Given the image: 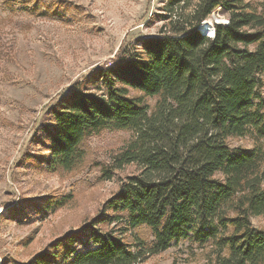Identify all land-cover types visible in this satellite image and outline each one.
<instances>
[{
    "label": "trees",
    "instance_id": "obj_1",
    "mask_svg": "<svg viewBox=\"0 0 264 264\" xmlns=\"http://www.w3.org/2000/svg\"><path fill=\"white\" fill-rule=\"evenodd\" d=\"M217 8L228 22L209 36L199 26ZM159 11L155 34L73 83L41 127L49 172L79 166L85 138L104 129L133 133L104 177L137 171L22 264H138L182 239L204 264H264V228L250 221L264 216V0H162ZM235 137L253 144L231 149Z\"/></svg>",
    "mask_w": 264,
    "mask_h": 264
},
{
    "label": "rangeland",
    "instance_id": "obj_2",
    "mask_svg": "<svg viewBox=\"0 0 264 264\" xmlns=\"http://www.w3.org/2000/svg\"><path fill=\"white\" fill-rule=\"evenodd\" d=\"M161 6L162 0H0V264L26 263L77 230L137 171L129 164L104 177L133 135L104 129L85 138L79 166L49 172L41 127L73 83L108 64L121 47L158 31L154 16ZM226 21L217 8L200 30L211 32L215 22ZM260 76L264 97V72ZM155 101L144 103L153 107ZM252 144L247 137L229 139L231 149ZM250 221L264 228V216ZM204 263L201 249L182 239L138 264Z\"/></svg>",
    "mask_w": 264,
    "mask_h": 264
},
{
    "label": "built area",
    "instance_id": "obj_3",
    "mask_svg": "<svg viewBox=\"0 0 264 264\" xmlns=\"http://www.w3.org/2000/svg\"><path fill=\"white\" fill-rule=\"evenodd\" d=\"M207 35L212 36L213 32L209 33V32H205Z\"/></svg>",
    "mask_w": 264,
    "mask_h": 264
},
{
    "label": "water",
    "instance_id": "obj_4",
    "mask_svg": "<svg viewBox=\"0 0 264 264\" xmlns=\"http://www.w3.org/2000/svg\"><path fill=\"white\" fill-rule=\"evenodd\" d=\"M228 21H226L225 23H227ZM218 23V22H215ZM212 32H214V25L212 26Z\"/></svg>",
    "mask_w": 264,
    "mask_h": 264
},
{
    "label": "bare ground",
    "instance_id": "obj_5",
    "mask_svg": "<svg viewBox=\"0 0 264 264\" xmlns=\"http://www.w3.org/2000/svg\"><path fill=\"white\" fill-rule=\"evenodd\" d=\"M199 28H200V26H199ZM212 32V31H211ZM211 32H209V33H211Z\"/></svg>",
    "mask_w": 264,
    "mask_h": 264
}]
</instances>
